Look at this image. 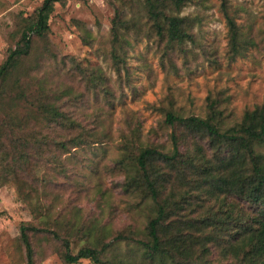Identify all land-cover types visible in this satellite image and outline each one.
Returning a JSON list of instances; mask_svg holds the SVG:
<instances>
[{"label":"rangeland","instance_id":"374dc122","mask_svg":"<svg viewBox=\"0 0 264 264\" xmlns=\"http://www.w3.org/2000/svg\"><path fill=\"white\" fill-rule=\"evenodd\" d=\"M42 2L0 0V66L18 41L19 26ZM125 4L124 0L57 3L49 33L34 39L31 54L23 60L25 94H13L11 107L7 100L0 104V264H29L21 226L38 229L28 230L32 264H66L60 256L63 240L69 241L74 254L84 245L108 244L104 264H143L135 240H114L117 234L131 232L142 238L154 215L151 199L126 191L119 164L125 144L154 145L170 153L167 112L206 118L214 103L220 114L217 121L231 127L264 103V0H187L182 14L200 18L192 29L195 43L171 50L164 42L141 37L131 40L125 63L116 66L111 57L112 21L117 8L132 14ZM228 16L245 49L237 57L231 55ZM92 72L102 79L95 83L89 76ZM68 88L71 95L55 100ZM38 95L60 104L74 125L49 123L32 107L27 109ZM18 121L27 125L17 136L43 134L57 145L82 136L84 142L68 151L47 146L40 156L34 155L31 145L28 171H22L13 165L17 144L7 138ZM192 144L188 140L185 147ZM200 145L214 157L206 141ZM258 151L264 153V147ZM191 178L176 184L172 177L165 187L179 185L176 197L184 191L195 196L189 200L193 206L181 204L183 211L179 209L195 217L218 201L196 192L195 177ZM170 192L171 188L165 190L162 199ZM235 204L248 207L237 200ZM213 246L211 259L218 264L222 250Z\"/></svg>","mask_w":264,"mask_h":264},{"label":"trees","instance_id":"16d2710c","mask_svg":"<svg viewBox=\"0 0 264 264\" xmlns=\"http://www.w3.org/2000/svg\"><path fill=\"white\" fill-rule=\"evenodd\" d=\"M64 1L43 0L35 13L19 26L18 41L0 66V104L7 100L11 107L15 101L13 94H25L22 86L23 60L31 54L34 39L44 38L49 33V21L55 5ZM108 1L112 3L113 0ZM124 1L132 14L127 16L123 10L115 9L111 57L116 66L125 63L124 53L131 40L154 38L159 43H166L171 50H182L186 43L196 42L192 29L200 23V18L182 14L187 0ZM228 23L231 55L237 57L244 53V45L235 22L229 16ZM143 31H146L145 35H142ZM89 76L95 83L102 79L96 72ZM71 94L68 88L54 97L61 100ZM41 96L33 98L27 109L32 107L49 123L74 125L66 119L60 104L46 102ZM165 117L166 124L172 128L170 153L154 145L135 147L129 143L125 144L119 161L125 173L126 191L140 192L151 199L154 215L149 219L142 238H134L131 232L130 235L117 234L114 240H135L142 249L143 264H216L211 259L214 244L222 250L218 264H264V153L258 151L264 147V103L246 112L243 121L231 127H223L217 121L220 114L214 103H211L206 118L182 116L170 111ZM23 125L27 122L15 123L12 135L7 138L17 144L13 165L27 172L29 146L34 147V155L40 156L47 146H56L57 142H49L43 134L41 137L35 134L31 138L17 136ZM188 140L194 141V145L185 147ZM200 141L208 143L213 158L205 153ZM83 142L82 136H76L59 142L57 146L68 151ZM51 156L55 161L58 159L56 154ZM30 157L33 156L30 154ZM172 177H175L176 184L195 177L196 192L205 194L206 199H215L218 204L207 206L199 216L182 214L181 204L193 206L189 200L195 196L184 191L176 197L174 193L179 185L165 187ZM169 188L172 190L169 197L162 199L163 192ZM235 200L248 207H238ZM29 229H38L21 226V238L29 252V264H32ZM63 242L64 251L60 256L64 263L78 264L82 260H90L93 264L105 263L102 258L108 244L102 247L84 245L74 254L69 241Z\"/></svg>","mask_w":264,"mask_h":264}]
</instances>
